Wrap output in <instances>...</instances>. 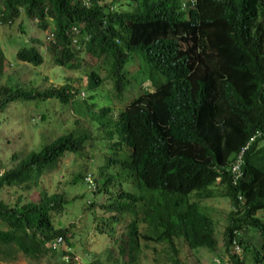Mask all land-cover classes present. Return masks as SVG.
Instances as JSON below:
<instances>
[{
  "label": "trees",
  "instance_id": "1",
  "mask_svg": "<svg viewBox=\"0 0 264 264\" xmlns=\"http://www.w3.org/2000/svg\"><path fill=\"white\" fill-rule=\"evenodd\" d=\"M246 1L226 0L224 16L210 27L197 12L183 8L181 0H0V27L17 20L26 26L22 20L29 19L43 30L51 28L53 40L46 53L53 70L73 75L65 77L62 87L43 92L26 88L5 75V64L10 63L0 45V114L11 104L25 103L33 104L41 125L53 123L57 112L72 116L60 137L48 143L42 138L33 149L9 159L0 190L30 191L62 158L82 160L72 185L81 181L91 188L98 201H90L86 209L93 214L98 210L94 226L98 220L110 239L105 251L89 253L86 264H186L187 258L184 263L179 259L182 254L198 259V249L214 252L218 242L210 217L196 204L186 205L188 212L181 216L178 195H190L195 178L211 186L215 167H225L258 132L245 152L243 177L236 186L228 177L222 184L232 206L226 247L234 230H259L261 249L246 246L245 253L247 264H260L264 218L256 215L264 211V0ZM249 17L258 24L255 42L251 36L231 43L236 21ZM196 29L208 30L201 31V57L193 55L195 48L189 55L178 48V40L194 39ZM107 56L113 61L107 80L115 96L110 91L101 96L105 79L98 75L99 61ZM16 57L35 68L46 63L33 47L22 48ZM158 68L166 82L153 84L154 93L148 94L156 120L144 108L141 114L136 111L135 103L113 118L112 101L127 87L128 75L135 71L150 80ZM102 98L107 106L99 104ZM52 102L59 106L50 112ZM167 116L172 123L165 133L157 123L167 124ZM146 122L150 130L143 127ZM127 183L133 191L123 188ZM136 188L143 191L132 196ZM82 197L68 200L65 193L45 190L35 203L21 196L14 205L0 200V260L11 261L16 255L33 264H67L64 257L73 254L48 245L61 237L70 251L75 249L71 242L77 236L59 220L58 227L54 222ZM80 244L84 249L82 240Z\"/></svg>",
  "mask_w": 264,
  "mask_h": 264
},
{
  "label": "rangeland",
  "instance_id": "2",
  "mask_svg": "<svg viewBox=\"0 0 264 264\" xmlns=\"http://www.w3.org/2000/svg\"><path fill=\"white\" fill-rule=\"evenodd\" d=\"M21 20L15 21L9 26L0 27V45L2 50L6 53V62L10 65H5V75H7L13 82L19 80L26 88L37 90L40 92L50 89L54 86H62L64 84L65 77L73 76L71 74L62 76L59 71H55L50 57L45 52V65L34 68L28 64H22L16 61V54L24 46L32 47L31 40L38 39L43 43V47L40 51L44 55L46 48L45 38L47 34L51 33L52 29H41L37 26V20L27 23V20H22L26 26L18 25ZM47 40V39H46ZM34 46V45H33ZM12 57V58H11ZM53 58V56H51ZM62 76V77H61ZM56 103L52 102L49 106V111L52 112ZM41 105L40 107H42ZM55 121L53 123L43 125L38 124L39 115L36 114L33 104H11L2 114H0V174L6 170L9 166V159L16 153H25L28 150L33 149L40 143L39 141L45 140V142H52L58 138L62 132L69 129V123L72 121L71 113L61 112L57 113ZM29 117L34 118V121H30ZM67 120L65 125H60L61 122ZM97 162H95L96 164ZM83 164L82 160L66 156L60 160L55 170H51L49 174H43L37 185H32L30 191L24 190L23 187L17 189L3 188L0 190V200L4 201L8 205H14L16 199L21 196L24 202L35 203L39 200L40 194L46 192L49 194H61L65 193L67 199L71 200L73 197L83 196L80 200L70 203L66 208V214H63L61 218L57 219L54 223L58 227L57 221L59 220L64 228H68L72 234L76 235V240H72V245L75 249H72L76 253L78 261L75 264H79V259L83 257V254L89 256V252L101 251L107 246L108 239L105 234L101 235L99 229L96 230V226L99 227L98 220L97 225L94 226V218L100 216L98 210H95L94 214L90 213L86 209L87 204L90 201L95 200L90 193L91 189L88 186L83 185L81 181H77L75 186L72 185L71 179L75 176L79 168ZM3 168V170L1 169ZM98 199V198H96ZM208 215L217 221V233H218V245L217 249L220 250L223 245L224 239V220L226 214L229 212V204L222 198L215 199L214 201H208L203 203ZM105 218V217H104ZM73 226L74 228H71ZM72 229V230H70ZM101 232V231H100ZM103 232V231H102ZM252 235L256 238L257 233L252 231L249 235L248 232L244 233V239H248ZM71 237V234L68 235ZM81 240L84 242V250L82 251ZM74 243V244H73ZM63 248H60L62 250ZM187 255L190 264H213V261L218 258L217 254L201 250L198 259L192 258ZM151 258V257H149ZM76 260V258H75ZM225 263V262H223ZM0 264H33L22 256H14L11 261L0 260ZM40 264H46L41 261ZM53 264V262H51ZM83 264V263H82ZM148 264H151L150 262ZM226 264V263H225Z\"/></svg>",
  "mask_w": 264,
  "mask_h": 264
},
{
  "label": "clouds",
  "instance_id": "3",
  "mask_svg": "<svg viewBox=\"0 0 264 264\" xmlns=\"http://www.w3.org/2000/svg\"><path fill=\"white\" fill-rule=\"evenodd\" d=\"M183 2L182 7L185 8L186 6L188 7L187 10H194L195 12H197L198 15H200L202 17L201 20H205L208 23H211L210 27L213 26V22L214 20L218 19V18H222L224 16L225 13V1L226 0H181ZM252 2V0H247L246 4ZM246 12V9H243ZM247 13V12H246ZM209 20V21H207ZM36 21V20H34ZM31 22V20H27V23ZM238 24V27H236L235 32L233 33V36L231 38V43L233 40H236V42L243 37H251L253 39V36L256 34V29L255 26V22L249 17L246 20H237L236 21ZM197 24V23H196ZM20 25V23L18 24ZM201 31H205L206 34H208V30H201ZM201 31L196 29V34H194V39L192 38H187L184 37L183 40H178V48L180 49V51H182L183 53H187V55H189L190 51L195 48L196 49V53H194L193 55L195 56H199L201 57V51H202V45L204 42V37L201 36ZM52 31L51 33L47 34L46 38H45V42H46V48L44 51V55L42 54V52L40 51V48L43 47V43L40 42L38 39H32L31 43L34 45H32V47L35 49H37L39 51V53H41V56L44 59L45 56V52L47 50V43L51 42L52 39ZM47 39V40H46ZM34 40L37 41V43H34ZM190 41H193L190 42ZM253 41L255 42V39H253ZM26 47V46H24ZM23 47V48H24ZM22 49V48H21ZM84 50V47H83ZM21 51V50H20ZM17 55V54H16ZM92 56H95L94 54H92ZM92 56H88V58L91 57V59H95ZM16 57V56H15ZM81 57H83V55H81ZM12 58V57H11ZM16 61H18L19 63H24L22 61H19L16 57ZM100 65H101V70L98 73V75L100 76V78L105 79V82H102V87L100 88L101 91V96H105L106 94H112V95H116L115 93L117 91L114 90V88L110 85V82L107 80L109 78V72L107 73L108 69H109V65L112 64V57L107 56L105 59H100L99 61ZM8 63V62H6ZM27 64V63H24ZM109 64V65H108ZM118 64L120 65L121 63L118 62ZM6 65V64H5ZM31 66V65H30ZM41 66H44V64H42ZM40 66V67H41ZM121 66V65H120ZM33 67V66H32ZM35 68V67H34ZM38 68V67H37ZM219 71V70H218ZM76 76V73H73ZM218 75V72H217ZM86 76H83L82 79V87H85L86 85ZM150 78V77H149ZM71 79H73V77H71ZM78 78H76L77 80ZM165 79L164 77L161 76V70L158 68L155 71V75L151 76L150 80H148L147 77H142V79L140 78V76L137 74V72H133L130 75H128V80L124 83L127 85V87H123L119 90V93H121L119 96L120 100L118 102V99H114L112 101V109H114V115L113 118H118L120 115V111L123 112V110L128 106L131 105L132 103H135L136 106V111L139 110L140 114H141V108L145 109V112H149V117H151L152 119L156 120L155 115L153 114L151 107H152V103L150 102L151 96L149 97V93L151 91H153V84H160L163 83L165 84ZM62 86H65V84H63ZM62 86H57V87H62ZM56 87V86H54ZM47 90V89H46ZM40 92V91H39ZM154 93V91H153ZM100 105H104L107 106V103L105 101L104 98L100 99ZM57 106L58 103H56ZM150 105V106H149ZM126 110V109H125ZM154 110V108H153ZM58 113V112H57ZM56 113V115H58ZM55 115V117H56ZM147 116V114H146ZM162 116V115H161ZM172 123V118L171 116H167V124H160L157 123V126L160 129L165 130V133L168 132V130H170V125ZM60 125H64L63 122L60 123ZM143 127L146 128L147 130H150V128H147V122L145 124H143ZM64 133V131L62 132V134ZM61 134V135H62ZM60 135V136H61ZM260 133H256L252 138L249 139V141L240 149V152L235 156V158L232 160H230V162L225 166L222 167L220 164H218L215 167V172L217 174V176L215 177L213 184L210 186H206L204 183V180L201 179H197L193 180V190L191 191L190 195H187L186 198H183L182 195H178L179 196V200L181 202V205L178 207L181 211V216L185 213H187L188 211L186 210V205H192V204H196L198 206V210H200L203 213H207L205 207L203 206V203L208 202V201H214L215 199L222 198L225 201L228 202L230 208H229V212L226 214L225 220H224V232H223V245L222 248L220 250L217 249V245H216V250L213 251H209L207 249H198L196 251L197 254H199V252L201 250H206L212 253L217 254L218 258H216L213 261V264H238V263H243V264H247L249 262H247V255L245 253V248L246 246H250V247H255V248H259L261 249V246L259 245L262 241H261V237H260V231L253 229V228H241L239 230H234L232 232L231 235V244L229 246V248L227 249L226 247V238H225V232L227 231L228 233V214L231 212V204L229 202V200H227L225 197V189H224V185L222 184L223 178H231L232 181V185L236 186L238 181L243 177V172H242V168L244 165V155L245 152L249 149V147L252 145V143L255 141V139H257L259 137ZM59 136V137H60ZM222 167V168H221ZM3 174V173H2ZM0 174V176L2 175ZM201 178H203L202 176H200ZM90 185H92V179L87 181ZM128 185H124L123 188L127 189L128 186L132 187L129 183H127ZM90 188V187H89ZM91 189V188H90ZM133 187L131 188L130 191H133ZM91 191V190H90ZM143 190L140 189H135V192H133L132 196H135L138 192H141ZM207 193H211L212 197H207ZM200 196V197H199ZM96 200L98 201V199L95 198L94 202H96ZM186 202V203H185ZM182 205H184V209H182ZM170 212V221L172 220L173 217V213L174 210L173 208H169ZM197 210V211H198ZM208 214V213H207ZM175 216H176V220L179 218L177 216V213L175 212ZM209 216V215H208ZM106 218V216L104 215L103 218ZM210 217V216H209ZM256 217H258L259 219L264 218V211L260 212L258 215H256ZM211 221H212V225L214 227L215 230V237L216 240L218 242V233H217V221L214 219H212L210 217ZM96 223V221H95ZM101 228V229H99ZM99 229V233L101 235L105 234V236L108 239V236L106 235L107 230H104V225L99 224V227L96 228V230ZM101 230V232H100ZM103 231V232H102ZM252 231H254L255 233H257L256 238H253L252 235L248 238V239H244V233L248 232V234L250 235L252 233ZM108 239V243H109ZM107 243V245H108ZM49 248L53 249V250H59V251H66L68 253H72L73 257L70 256H65L64 259L66 261L67 264H71L73 262V264L76 263V261H78V258L76 257V253H74L72 250L70 251L67 246L64 243V240L61 237H58L57 239H55V241H53V243H50L48 245ZM107 247V246H106ZM60 248H63L62 250H60ZM84 249H82L83 251ZM102 251H105V248L102 249L101 251H95L92 253L98 254ZM91 253V252H89ZM260 255V264H264V252H261ZM88 257L86 252L85 254H83V257L81 259H79V264H86L88 261ZM76 258V260H75ZM187 258L185 257L184 254L181 255V257L179 258L183 263H184V259ZM231 258H235L234 262L232 261ZM186 264H190L189 263V259H186ZM262 260V261H261ZM225 262V263H223Z\"/></svg>",
  "mask_w": 264,
  "mask_h": 264
}]
</instances>
